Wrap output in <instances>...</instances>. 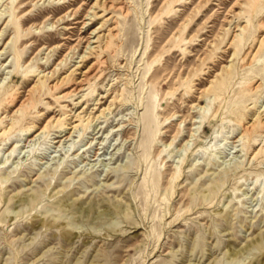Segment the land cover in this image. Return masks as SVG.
Masks as SVG:
<instances>
[{"label": "rangeland", "instance_id": "obj_1", "mask_svg": "<svg viewBox=\"0 0 264 264\" xmlns=\"http://www.w3.org/2000/svg\"><path fill=\"white\" fill-rule=\"evenodd\" d=\"M95 1L0 0V264H264V0Z\"/></svg>", "mask_w": 264, "mask_h": 264}, {"label": "bare ground", "instance_id": "obj_2", "mask_svg": "<svg viewBox=\"0 0 264 264\" xmlns=\"http://www.w3.org/2000/svg\"><path fill=\"white\" fill-rule=\"evenodd\" d=\"M109 0H96L95 1V4H101V5H104L105 3H107ZM94 4V5H95ZM108 4V3H107ZM110 6V5H109ZM96 38H98V37H96ZM95 41H97V40H95ZM88 49H90V51L92 50V47H88ZM86 60V57L83 55L82 57H81V60L80 61H85ZM91 69H92V64L89 66V67H87V69L85 70V71H83V73H82V78L80 79V85H79V87L78 88H75V90H73V91H75V93L74 94H71V95H69L70 97H72V96H74V95H76V94H78L80 91H82L83 90V83L90 77V73H91ZM52 88V87H51ZM99 101V100H98ZM98 101H96V103H98ZM21 107V106H20ZM15 111H16V109H15ZM18 111V110H17ZM84 112V108L83 109H81V111H78L77 113H73L72 114V116L70 117V119L71 120H69V122H67L66 124L69 126L67 129H71L72 131L73 130H75L77 127H78V125L79 124H77V123H75V122H77V121H79L80 119H82L83 118V115H81V113H83ZM17 113V112H16ZM102 113V110H101V112L98 114V115H96L95 117H94V119L96 118H98L99 117V115ZM87 118L89 119V121L92 119V117H90V113H88V116H87ZM73 119V120H72ZM11 123V122H10ZM65 123V122H64ZM263 126H264V122H263ZM46 126H44L43 128H42V130L41 131H43V129L45 128ZM254 127V122L253 123H251V124H249V125H246L244 128H243V131L246 133V132H248L249 130H251L252 128ZM257 153V152H256Z\"/></svg>", "mask_w": 264, "mask_h": 264}]
</instances>
